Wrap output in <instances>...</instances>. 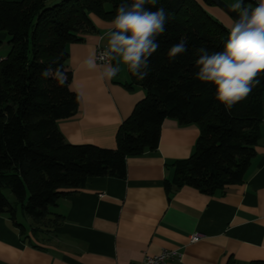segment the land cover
I'll use <instances>...</instances> for the list:
<instances>
[{
  "label": "trees",
  "instance_id": "obj_1",
  "mask_svg": "<svg viewBox=\"0 0 264 264\" xmlns=\"http://www.w3.org/2000/svg\"><path fill=\"white\" fill-rule=\"evenodd\" d=\"M132 2L0 0V32L8 45L0 59V215L10 218L23 237L27 236L24 226L15 220V207L3 190H9L33 220L29 232L35 236L41 225L58 219L49 208L87 178H124L127 157L155 150L166 118L180 125L194 124L199 130L191 156L174 162L173 178L164 183L167 192L187 185L213 195L244 180L260 135L264 73L251 94L230 110L216 99L213 84L196 79L197 49L204 47L210 54L222 51L229 35V29L197 0L145 5L152 11L165 10V31L157 37L159 48L149 58L148 69L141 70L148 75L141 80L128 71V88L141 87L145 94L119 125L115 147L71 144L63 138L57 122L78 109L66 67V45L97 31L90 14L111 21L122 3ZM248 3L256 5L244 0L246 7ZM182 39L187 52L170 59L168 50ZM47 69L52 74L44 77ZM57 69L63 84L55 77ZM248 264H264V260Z\"/></svg>",
  "mask_w": 264,
  "mask_h": 264
},
{
  "label": "crops",
  "instance_id": "obj_2",
  "mask_svg": "<svg viewBox=\"0 0 264 264\" xmlns=\"http://www.w3.org/2000/svg\"><path fill=\"white\" fill-rule=\"evenodd\" d=\"M197 1L228 29L233 26L216 6ZM90 18L97 31L66 45L78 109L57 127L68 143L114 148L119 125L145 92L128 88L130 78L122 64L115 78L100 80L104 66H117L118 57L107 64L95 60L97 68H88L85 61L95 59L97 46L108 48L112 30V20L93 14ZM6 40L0 32V41ZM7 50L0 52V59ZM259 133L241 183L213 195L187 185L167 192L164 183L173 178L174 162L191 156L199 130L164 119L155 150L127 157L124 178H87L52 206L58 219L41 225L35 236L24 225L27 236H21L13 221L0 215V264H135L165 249L182 252L181 260L166 264L264 260V105ZM192 234H199V240L190 242Z\"/></svg>",
  "mask_w": 264,
  "mask_h": 264
},
{
  "label": "clouds",
  "instance_id": "obj_3",
  "mask_svg": "<svg viewBox=\"0 0 264 264\" xmlns=\"http://www.w3.org/2000/svg\"><path fill=\"white\" fill-rule=\"evenodd\" d=\"M157 0H133L131 4L122 3L111 21L108 40L110 59L118 57L117 66H104L101 81H110L124 65L132 75L143 80L147 75L149 58L159 48L157 37L165 31L167 14L163 8L152 11L146 4L156 5ZM238 12V18L229 29L227 42L222 51L211 54L204 47L197 49L199 58L196 66L199 71L196 79L211 83L216 88V99L230 110L236 103L246 99L253 88L259 85L258 77L264 73V0H256L254 7H246L244 0L231 5ZM187 52L186 42L182 39L170 47L168 57L176 58ZM115 54L112 56L111 54ZM89 69H96L94 58L85 61ZM50 69L42 75L48 77ZM61 72L56 70L55 77L61 84Z\"/></svg>",
  "mask_w": 264,
  "mask_h": 264
},
{
  "label": "built area",
  "instance_id": "obj_4",
  "mask_svg": "<svg viewBox=\"0 0 264 264\" xmlns=\"http://www.w3.org/2000/svg\"><path fill=\"white\" fill-rule=\"evenodd\" d=\"M108 48L97 46L95 53V60L100 64L111 63L113 59L109 58ZM113 56V54H111ZM199 234H192L189 236V241L194 242L199 240ZM182 252L177 249L161 250L154 255H145L139 262L135 264H166L168 260L176 259L181 260Z\"/></svg>",
  "mask_w": 264,
  "mask_h": 264
},
{
  "label": "rangeland",
  "instance_id": "obj_5",
  "mask_svg": "<svg viewBox=\"0 0 264 264\" xmlns=\"http://www.w3.org/2000/svg\"><path fill=\"white\" fill-rule=\"evenodd\" d=\"M222 1H223V3L228 5L230 8H231V5H232V2H237V0H222ZM252 1H254L256 3V0H252ZM249 5H250V7L253 6V4H249ZM218 9L221 10L220 8H218ZM221 11L223 12V14L227 15L228 18H230V20L232 22H235L227 13H225L223 10H221ZM218 21L221 22L220 20H218ZM6 44H7V40L5 42H1V44H0V52L3 51L5 47L8 49V45H6ZM3 194L6 197V199L10 203H12V205L15 207V211H16L15 220L18 223L23 224L26 228L33 226L34 225L33 220L22 211V209L20 207V203L14 201L13 194L7 189L3 190ZM49 209L51 210L52 207H50Z\"/></svg>",
  "mask_w": 264,
  "mask_h": 264
},
{
  "label": "water",
  "instance_id": "obj_6",
  "mask_svg": "<svg viewBox=\"0 0 264 264\" xmlns=\"http://www.w3.org/2000/svg\"><path fill=\"white\" fill-rule=\"evenodd\" d=\"M207 0H203V2H206ZM207 4H212L223 10L225 13H227L234 21L238 18V12L233 11L228 5L223 3L222 0H208Z\"/></svg>",
  "mask_w": 264,
  "mask_h": 264
}]
</instances>
